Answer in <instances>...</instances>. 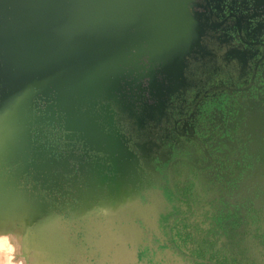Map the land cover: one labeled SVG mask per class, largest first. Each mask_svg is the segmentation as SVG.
<instances>
[{"label":"flooded vegetation","instance_id":"flooded-vegetation-1","mask_svg":"<svg viewBox=\"0 0 264 264\" xmlns=\"http://www.w3.org/2000/svg\"><path fill=\"white\" fill-rule=\"evenodd\" d=\"M182 2L170 68L133 49L96 92L60 73L57 51L46 69L0 58V118L27 98L7 151L27 171L16 185L61 213L92 264L96 249L100 264H264V0Z\"/></svg>","mask_w":264,"mask_h":264},{"label":"water","instance_id":"water-1","mask_svg":"<svg viewBox=\"0 0 264 264\" xmlns=\"http://www.w3.org/2000/svg\"><path fill=\"white\" fill-rule=\"evenodd\" d=\"M187 23L182 0H0V58L32 64L39 57L46 69L57 51L60 73H70L80 92L82 86L96 92L120 75L117 69L133 49L137 57L150 55L169 67ZM51 78L43 77L44 86L51 88ZM24 102L10 103L9 118H0L6 151L17 139L11 114L17 116Z\"/></svg>","mask_w":264,"mask_h":264},{"label":"rangeland","instance_id":"rangeland-1","mask_svg":"<svg viewBox=\"0 0 264 264\" xmlns=\"http://www.w3.org/2000/svg\"><path fill=\"white\" fill-rule=\"evenodd\" d=\"M21 98L22 96L18 99ZM20 102L21 100H18V103ZM15 117L11 114V132L16 127ZM93 125L95 127L94 123ZM12 142L15 143L16 140ZM16 160L5 150V144L1 143L0 187L19 190L23 195L21 208L27 223L28 239L37 245L36 250L27 248L26 251H23L24 260L21 264H92L91 256L88 255L90 253L87 251L83 239L71 229V226L62 218L61 213L54 210L35 187L16 185L17 180H23L22 177L27 172L24 168H16L15 163L19 162ZM36 177L38 175H35L33 179L36 180ZM15 209H20V207H15ZM18 226L21 225L18 223ZM10 257L9 264H19L18 260L21 256L17 251L12 252ZM95 258L100 264L101 255H97ZM0 264L2 263L0 262Z\"/></svg>","mask_w":264,"mask_h":264},{"label":"bare ground","instance_id":"bare-ground-1","mask_svg":"<svg viewBox=\"0 0 264 264\" xmlns=\"http://www.w3.org/2000/svg\"><path fill=\"white\" fill-rule=\"evenodd\" d=\"M22 199L23 195L19 190L0 187V262L2 264L10 262V255L14 251L21 256L18 260L21 264L24 260L23 251L27 248L37 249V245L28 239L27 223L21 208ZM18 206L20 209H15ZM18 223L21 226H18Z\"/></svg>","mask_w":264,"mask_h":264},{"label":"crops","instance_id":"crops-1","mask_svg":"<svg viewBox=\"0 0 264 264\" xmlns=\"http://www.w3.org/2000/svg\"><path fill=\"white\" fill-rule=\"evenodd\" d=\"M92 255H102L98 249H96V251H92L91 253Z\"/></svg>","mask_w":264,"mask_h":264}]
</instances>
